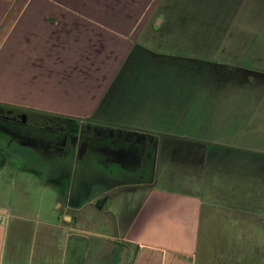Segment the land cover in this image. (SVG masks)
I'll return each instance as SVG.
<instances>
[{
  "label": "crops",
  "instance_id": "0c3cea01",
  "mask_svg": "<svg viewBox=\"0 0 264 264\" xmlns=\"http://www.w3.org/2000/svg\"><path fill=\"white\" fill-rule=\"evenodd\" d=\"M160 3L0 0V106L148 140L96 146L89 159L114 167L101 205L122 187L139 197L124 226L113 213L116 245L79 222L73 177L55 184L61 202L36 212V194L38 208L50 197L36 177L58 180L16 168L11 149H0V264H264V67H254L262 51L146 48V25L169 22ZM203 226H219L218 251L201 239Z\"/></svg>",
  "mask_w": 264,
  "mask_h": 264
},
{
  "label": "rangeland",
  "instance_id": "374dc122",
  "mask_svg": "<svg viewBox=\"0 0 264 264\" xmlns=\"http://www.w3.org/2000/svg\"><path fill=\"white\" fill-rule=\"evenodd\" d=\"M157 12L166 16L169 22L165 21L161 25L157 23L146 25L143 37L138 41L142 46L162 53L197 52L204 47L206 50L216 45H221L224 49L235 47L261 50V62L254 67H264V0H161ZM179 15L183 17L177 19ZM181 35H189V38ZM204 36H212V38ZM218 36L221 38L218 39ZM18 118L16 115L12 116L13 120ZM29 130L31 129H28L27 132L22 127L18 133L35 132ZM10 131L12 130L0 121V149H11L8 159L14 166L19 169H22L23 166H31L41 174L49 175L59 181H55L54 184L51 182L43 183L41 177H36L38 185L44 186L50 197H43V200L49 199V202L45 201L46 207L38 208L39 194L37 193L35 211L43 212L49 207H54L56 200L61 202L55 184L63 183L66 177L69 179L73 177L74 181H78V183H73V188L78 192L77 197H80L78 201L81 204V209L77 212L80 215L79 222L84 227L104 226L105 230L99 227L100 231L114 235V238L108 241L112 244L115 242L116 245L120 230L114 231L113 229V226H116L115 218L117 226H124L134 214L139 198L137 194H134L136 192L134 187L115 189L110 193L111 197L114 196V202H111L109 198L107 203L101 205V199L104 195L101 196L102 194L99 192L109 187L110 184L105 176L114 168L108 165L105 156H100L96 168L92 166L89 160L90 163L85 169L87 164L85 158H79L75 163L71 159L72 157L62 160L56 159L54 153L49 154L51 155L49 156L44 151L43 145L40 147L35 143L19 138L12 141ZM132 165L139 166V162L134 161ZM96 173L98 174L96 175ZM94 176H99L102 182L93 183L92 177ZM130 195L131 198H129ZM109 208L113 212H109ZM60 211L57 210V212ZM113 213L116 214L115 218ZM218 227L203 226L201 236L203 239L205 234V237L209 238V243L213 242V250L217 251ZM84 236H88L87 232H84Z\"/></svg>",
  "mask_w": 264,
  "mask_h": 264
},
{
  "label": "flooded vegetation",
  "instance_id": "af4514ba",
  "mask_svg": "<svg viewBox=\"0 0 264 264\" xmlns=\"http://www.w3.org/2000/svg\"><path fill=\"white\" fill-rule=\"evenodd\" d=\"M13 115L19 118L13 120ZM0 121L12 130L10 131L11 140L19 138L20 140L35 143L40 147L43 145L42 148H44V151L48 155L54 153V157L59 160L72 157L71 159L74 163L79 158H85L89 162L96 146H107L118 142L137 144L148 141L145 136L116 132V130L96 126L87 122L78 126L73 124L59 125L54 119L49 118V123L41 125L37 115L21 114L19 111L1 106ZM22 127L27 132L28 129H31L29 131H35L36 133H18V130H22Z\"/></svg>",
  "mask_w": 264,
  "mask_h": 264
},
{
  "label": "trees",
  "instance_id": "16d2710c",
  "mask_svg": "<svg viewBox=\"0 0 264 264\" xmlns=\"http://www.w3.org/2000/svg\"><path fill=\"white\" fill-rule=\"evenodd\" d=\"M12 109L15 110V111L21 112V114L24 113V114H27V115L28 114L37 115L39 117V121H40L39 123L41 125L49 123V118L54 119L55 122L59 123V125L73 124L75 126H78V125L84 123V120H78V119L69 118V117H65V116L53 115V114L46 113V112L26 110V109L19 108V107L12 108ZM96 126H100V125H96ZM100 127H103V126H100ZM150 137L154 138V141H155V139H156L155 136H150ZM6 161H7V159H6L5 154L0 151V169L6 164ZM107 197L108 196H105L103 198V201H106Z\"/></svg>",
  "mask_w": 264,
  "mask_h": 264
},
{
  "label": "built area",
  "instance_id": "2783aa9c",
  "mask_svg": "<svg viewBox=\"0 0 264 264\" xmlns=\"http://www.w3.org/2000/svg\"><path fill=\"white\" fill-rule=\"evenodd\" d=\"M3 219H4V216H3V214H2V213H0V222H2V221H3Z\"/></svg>",
  "mask_w": 264,
  "mask_h": 264
}]
</instances>
